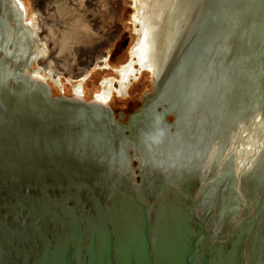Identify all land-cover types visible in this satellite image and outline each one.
I'll return each mask as SVG.
<instances>
[{
  "label": "water",
  "instance_id": "1",
  "mask_svg": "<svg viewBox=\"0 0 264 264\" xmlns=\"http://www.w3.org/2000/svg\"><path fill=\"white\" fill-rule=\"evenodd\" d=\"M177 1L127 117L0 58V264H264V0Z\"/></svg>",
  "mask_w": 264,
  "mask_h": 264
},
{
  "label": "rangeland",
  "instance_id": "2",
  "mask_svg": "<svg viewBox=\"0 0 264 264\" xmlns=\"http://www.w3.org/2000/svg\"><path fill=\"white\" fill-rule=\"evenodd\" d=\"M23 1L29 15L40 17L42 35L49 41L46 62L61 75L65 94L72 92L68 78L76 80L86 71L88 77L83 87L87 97L100 89L103 78L116 76L112 69H93L101 56L107 55L110 66L114 67L128 60L136 37L131 0ZM48 82L55 94L60 93L58 86L51 80ZM149 87V74L143 71L130 84L125 96L112 95L113 110L123 111L127 117L140 105L139 96Z\"/></svg>",
  "mask_w": 264,
  "mask_h": 264
},
{
  "label": "bare ground",
  "instance_id": "3",
  "mask_svg": "<svg viewBox=\"0 0 264 264\" xmlns=\"http://www.w3.org/2000/svg\"><path fill=\"white\" fill-rule=\"evenodd\" d=\"M13 1L18 6L24 7V9H22L24 11L22 17L20 12L16 11L19 17L25 20L26 15V20H29L30 23L29 25L23 27L20 24L17 14L12 9H9L11 11H8L7 8H4V0H0V58L5 55L7 64H9V66L11 65L12 68H16L13 69L15 71L18 69L21 71V73L26 75L29 74L34 78H39L40 75H42L43 79H41V81H46L50 85L52 91L53 87L48 82V80H51L55 86H58V88L60 89V93L62 92L65 94L61 75L55 68H53L50 63L46 62L49 41L42 35L43 27H41L39 22L40 17L37 14L29 15L23 0ZM131 1L133 3L132 25L136 37L130 48L128 60L123 64L114 67L110 66L107 58L108 56L104 55L101 56L100 61L93 66V69L97 67L101 69H112L116 73V76H108L103 78L100 82V89L96 90L90 97L86 96L83 87V83L88 77L87 71L76 78V80L68 78V81L72 85L71 89L73 93L81 95L86 100L95 96L99 99V102H108L111 108L112 95L115 94L119 96H125L130 84L133 81L137 80L139 75L142 74L143 71L150 69L149 57H154L155 62H157L158 60L160 61V65H163V59L169 57L174 44L171 38V34L173 31H177L178 28L181 27V23L179 20L180 17H183L182 6L179 5V3L177 5V0H172L169 4H167V7L164 5V0ZM163 5L165 6V8L163 7ZM8 24L12 25L9 27L10 30L6 29V26ZM19 27L22 28L25 32V35L29 37L26 41L23 42L24 44L18 43V39L16 38L17 30L19 29ZM148 29H150L149 33ZM2 32H5V34H3ZM32 61H34L35 64H33L31 67ZM26 63L29 64L26 66ZM32 68L37 69L36 72L32 73ZM149 90L150 87L145 89L139 96V100L143 103H145L146 97L150 94ZM71 94H69V96ZM57 95H59V93ZM163 102L164 100H161L160 103ZM120 112H122V114H125L123 111ZM185 112L186 109L183 110L182 115H184ZM114 113L117 114L116 111H114ZM157 116L158 115H152L153 119L150 118L148 119V121H155L157 119ZM181 126L182 121H179L178 125L173 127V129H165V131L162 132L168 138H171V136L175 134L178 135L181 129L182 131L185 129L184 125L183 127ZM191 126L192 125L188 127L186 126V130H190ZM263 129L264 128H262L260 133H263ZM150 130L152 129H149V133L151 132ZM148 148H150V145ZM147 153L148 152L146 150L141 152V154H139L141 156L139 157V159L142 158L147 160L148 163L160 165H162V162H164L163 165L173 163L171 159L164 156L163 154H160L159 151L153 150V154ZM220 160L223 161L222 158Z\"/></svg>",
  "mask_w": 264,
  "mask_h": 264
}]
</instances>
